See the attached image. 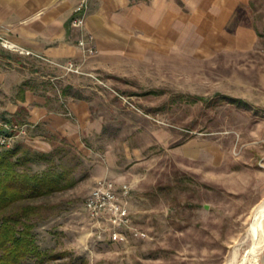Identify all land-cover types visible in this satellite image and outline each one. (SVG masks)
Segmentation results:
<instances>
[{"label": "rangeland", "instance_id": "374dc122", "mask_svg": "<svg viewBox=\"0 0 264 264\" xmlns=\"http://www.w3.org/2000/svg\"><path fill=\"white\" fill-rule=\"evenodd\" d=\"M191 1L181 48L144 38L143 55H93L88 70L79 48L73 90L101 128L80 133L86 155L59 139L76 182L38 200L54 206L33 229L54 254L45 264H264V219L261 246L247 254L251 214L264 202V0H221L231 9L216 23L201 13L214 0ZM98 178L130 187L125 240L85 210Z\"/></svg>", "mask_w": 264, "mask_h": 264}, {"label": "crops", "instance_id": "0c3cea01", "mask_svg": "<svg viewBox=\"0 0 264 264\" xmlns=\"http://www.w3.org/2000/svg\"><path fill=\"white\" fill-rule=\"evenodd\" d=\"M78 1L0 0V34L45 58L3 55L0 50V109L12 122L27 124L16 143L23 142L36 151L50 152L53 144L64 138L86 155V147L79 144L80 133H95L101 128L100 121L90 120L89 101L73 90L78 86V75L65 74L46 61L82 60L77 46L81 31L70 24ZM191 5V0H90L83 31L93 35L98 49L94 56L100 58L143 55L147 52L144 38L162 47L181 48L177 40L185 38L184 32L190 30ZM206 5L202 2L201 13L212 17L210 23L218 22L231 9L221 0ZM91 67L92 58L86 59L83 69ZM55 85L64 88L62 97L71 117L61 113Z\"/></svg>", "mask_w": 264, "mask_h": 264}, {"label": "trees", "instance_id": "16d2710c", "mask_svg": "<svg viewBox=\"0 0 264 264\" xmlns=\"http://www.w3.org/2000/svg\"><path fill=\"white\" fill-rule=\"evenodd\" d=\"M60 143L46 153L23 142L0 150V264H45L54 257L40 249L33 229L54 208L38 200L76 182L70 160L61 161L70 150ZM37 165L43 168L35 171Z\"/></svg>", "mask_w": 264, "mask_h": 264}, {"label": "built area", "instance_id": "2783aa9c", "mask_svg": "<svg viewBox=\"0 0 264 264\" xmlns=\"http://www.w3.org/2000/svg\"><path fill=\"white\" fill-rule=\"evenodd\" d=\"M89 2L90 0H79L73 9V15L70 19L71 26L81 31L77 45L86 56L94 55L97 52L93 35L83 31L84 16ZM0 44L13 52L45 59L43 56L30 52L7 40L1 34ZM46 61L60 68L65 74H83L80 64L76 62L66 61L64 63H57L48 59ZM25 126L24 124L18 126L9 122L2 114V111H0V149L11 147L16 137L19 134L25 133ZM130 194V187L127 184H116L109 178H98L84 200V207L88 216L97 223L107 224L109 236L114 241L125 240L127 231L131 230V216L127 207V200ZM138 235H143V233Z\"/></svg>", "mask_w": 264, "mask_h": 264}, {"label": "bare ground", "instance_id": "6f19581e", "mask_svg": "<svg viewBox=\"0 0 264 264\" xmlns=\"http://www.w3.org/2000/svg\"><path fill=\"white\" fill-rule=\"evenodd\" d=\"M263 219H264V202L259 204L253 210V212L251 214V220H250V223H249V226H248V229H247V233H248L247 236H249L250 239L252 240V246L248 250L247 254H250V255L254 256L255 255L254 251L256 249L258 250V248L261 246L262 222H263ZM242 263H240V264H242ZM251 264H260V263H259V261H254V262L251 261Z\"/></svg>", "mask_w": 264, "mask_h": 264}]
</instances>
